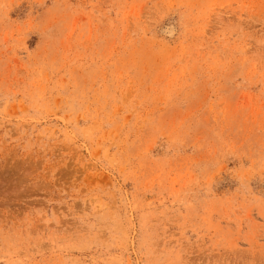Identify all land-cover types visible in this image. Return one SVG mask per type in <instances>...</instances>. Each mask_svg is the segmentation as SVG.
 Masks as SVG:
<instances>
[{"label": "rangeland", "instance_id": "374dc122", "mask_svg": "<svg viewBox=\"0 0 264 264\" xmlns=\"http://www.w3.org/2000/svg\"><path fill=\"white\" fill-rule=\"evenodd\" d=\"M0 264H264V0H0Z\"/></svg>", "mask_w": 264, "mask_h": 264}]
</instances>
